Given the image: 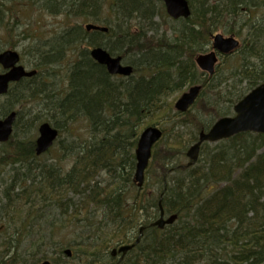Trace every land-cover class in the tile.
I'll use <instances>...</instances> for the list:
<instances>
[{"label":"trees","instance_id":"1","mask_svg":"<svg viewBox=\"0 0 264 264\" xmlns=\"http://www.w3.org/2000/svg\"><path fill=\"white\" fill-rule=\"evenodd\" d=\"M5 1L9 6L18 2ZM25 1L28 7L41 1V8L49 14L63 16L64 21H80L65 23L51 38L32 36L35 44L26 49H30L31 64L38 73L10 88L0 104V114L16 110L15 127L25 117L31 119L27 129L33 121H52L60 131V158L73 154L74 163L63 172L58 166H64L57 161L34 164L35 142L13 141L14 133L7 143L0 144V162L20 164L18 168L23 170L20 180L14 178L5 193L0 219L9 218L13 229L7 227L0 234V264H37L44 259L60 264L56 253L64 254L63 247L59 246L53 257L47 256L45 237L25 248L22 244L48 216L50 204L76 224L84 223L91 230L86 233H96L68 244L73 246L74 261L67 264H85L77 256L86 253L90 256L87 264H117L109 249L133 240L141 225L142 241L122 264L264 262V133H239L214 147L205 142L200 152L203 159L192 166L184 161L185 148L198 140L196 133L187 141H180L179 136L165 145L162 137L153 148L145 182L139 186L134 179L141 131L169 116L177 94L193 84L203 85L197 101L185 113L199 133L216 119L232 115L234 105L264 83V0H188L189 19H171L186 23L180 41L170 37L174 27L168 32L158 28L160 15L164 22L170 20L158 0ZM106 12L112 13L110 21L117 23L120 32L103 17ZM198 12L205 15L202 25L192 22ZM19 16L9 7L0 8V28L14 29L10 20ZM85 22L105 24L109 30L87 31ZM219 28L240 38L242 44L234 54L224 56L227 67L219 66L215 75L208 77L197 68L194 57L206 49ZM95 46L122 55L133 66L132 75H110L91 57L90 48ZM64 56L68 59L63 60ZM65 61L67 84L56 93L45 85H50L52 72ZM34 89L45 98L34 96ZM37 99L45 105L42 114L32 113L33 106L26 108ZM194 106L208 111L212 120L208 124L200 120L190 112ZM78 120L87 125L88 136L73 133ZM64 133L68 135L63 137ZM154 166L161 172L152 179ZM18 181L27 185L16 192ZM69 192L76 200L67 196ZM19 200L22 204L18 205ZM159 202L167 213L178 215L164 230L151 226L159 215ZM19 216L20 221L15 220ZM101 220L111 225L109 230Z\"/></svg>","mask_w":264,"mask_h":264},{"label":"rangeland","instance_id":"2","mask_svg":"<svg viewBox=\"0 0 264 264\" xmlns=\"http://www.w3.org/2000/svg\"><path fill=\"white\" fill-rule=\"evenodd\" d=\"M17 1L18 2H15L14 4L9 6V2H6L5 0H0V8L7 9L9 7L11 10H15L16 12L20 13L19 18L13 17L10 20L11 24H15L14 29L12 30L8 29L4 31L2 30L3 28H0V52L5 49H14L20 53L21 55L20 63L23 66H25L27 69H35L34 66L31 64L33 56L30 52V49L29 51L28 49H26L28 47L31 48L32 47L31 45L35 44V43H32V36L35 34H40L41 36H43V38L50 37L54 33L56 34L58 31L63 30V28L66 26L65 23L76 22V21L78 22L80 20L71 19V21H64L63 16H55V15L49 14L47 10L41 8V1L36 2L35 5H33L32 7H28L26 4H24L26 3L25 0H17ZM103 17H106V19L114 26V29L120 32V30H118L117 23L114 24V22L110 21V19L112 18V13H107V12L106 14L103 13ZM157 22H158L159 29L162 30V28H164L163 24H165V26H167L168 28L167 29L168 31L170 27V24L168 23L170 22L172 23L173 21H171L170 19L169 21L164 22L162 20V15H160L159 18H157ZM81 23L83 22L81 21ZM85 23L83 24V26H85ZM99 25L107 26L105 24H99ZM217 32L222 33L225 36L232 35L229 32H227V30L224 31L221 28H219L215 33ZM25 36H27L28 39L22 40L21 38ZM107 41H109V39H107ZM211 49L212 47L210 43L209 45L206 46V49L203 52H209ZM67 59L68 57L64 56L63 60H67ZM67 65H68V61H65L64 63L61 64V66H58L54 72L51 71L52 73H55V74H51L50 79H49L50 85L49 86L45 85V87L47 88L52 87V89H54L56 93H58L60 89H64L67 84V79H66V73H67L66 66ZM217 66H218V69H219V66L227 67L228 64L226 62V59L221 57L219 59V63ZM1 72L2 70L0 69V73ZM187 90H188V87L184 89L180 93V95ZM180 95L179 94L176 95V101L180 97ZM173 98H175V95L173 96ZM3 99L4 97L0 99V104H2V102L4 101ZM176 101H174L173 103V108L171 112L169 113V116L165 118H160L156 122L158 124L154 125V126H157L159 129H162L163 131L167 130L166 132H164L165 135L164 133L162 134L164 145H165V141L171 143L172 141H174L175 137L180 136L181 137L180 141H187V139L192 134L196 133L198 135V131L196 130L195 123L190 121L185 113H181L175 108ZM39 103L41 104L40 99H37L33 102H29L26 108L29 109L30 107L33 106L32 113L42 114V110H43L42 107H44L45 105L44 103L42 105H40ZM190 112L196 113L198 118L206 124H208L212 120L213 115L209 114L208 111H203L198 106H194ZM2 116L4 115L0 114V117ZM29 122H31L30 118H28L27 120L25 117H23L20 120L17 127H15V131H14L15 137L13 138V141H15V139L17 138H23L25 140L31 139L35 141V139L38 136V126L41 122L33 121L29 129H27L26 125ZM51 123L53 124L52 121ZM72 129H73V133L76 135H80V137L88 136L87 125H85L82 120H78L74 122V126ZM67 135H68L67 133H64L63 137ZM69 141H72V140H69ZM192 144L193 142L190 144H187L185 148V156H186V151L188 147ZM210 146L214 147L215 143H210ZM1 148L2 146H0V149ZM62 149H63L62 145L57 141L56 144L48 152H46L45 154L39 155L35 159L34 164H39V165L51 164L53 163V161H57L60 165H63L65 168L63 169V167L58 166L61 169L60 170L61 172H63V170H68L74 163V156L73 154H67L66 156L60 158ZM165 149L167 150V148ZM200 158L203 159V155L200 156ZM184 161L185 162L189 161L187 156L184 159ZM19 165L20 164H15V165L7 164L5 161L0 162V213H2L0 216L4 215L3 207L6 203L5 193L7 192V189L9 188L11 183L14 184L15 182L14 178L16 179L18 177V179L20 180V176H21L20 174L22 173L23 170L21 171L18 168ZM158 172L160 173L161 170L158 169L157 166H154L152 168V171L150 172L152 173L151 175L152 179L153 177H156V176L158 177L157 175ZM144 181H145V178H144ZM15 185H18V188L15 189L17 192V191H21L22 190L21 188L26 186L27 183L26 182L19 183L18 181L15 183ZM11 189L12 187L10 188V190ZM67 196H69L70 198L73 197L74 200H76V197L74 196L72 192H69ZM17 204L18 205L22 204V201L21 200L17 201ZM73 208L74 207L69 209V214H71L70 212L73 210ZM93 212H94L93 213L94 215L96 212L95 211ZM46 213L48 214V216L45 219H42L38 223V226L30 234V236H33V237L23 240L22 244L24 248L29 246L31 243L35 242L34 241L35 239L40 238V237H45L44 240L48 242V244L45 246L46 255L49 257H53L55 253L58 251L59 246L63 247L61 248L62 251H64V249H66L67 247H70L71 249H73L72 245H68L69 243H71L72 240L74 239L79 240V241L86 240L88 236L96 234V233H86V232H90L91 230L88 228H85L84 223L83 225L76 224V222L72 221L71 218H69L66 213H61L60 210L58 209L56 210V208L54 206H51V204L49 205L48 208H46ZM95 217H97V215H95ZM2 218L3 219H0V232H1L0 234H2V232L5 231L7 227L8 228L10 227V230L13 229V226L9 225V223L13 225L11 221H8L10 219L4 218V217ZM19 218L20 216L16 217L15 220L20 221ZM177 219L178 217L176 218V220ZM101 221L103 223V228L105 230H109L111 225L103 220ZM52 226H53V230H52ZM89 239L91 241L93 240L92 237ZM110 250L111 248L109 249V251ZM73 256L74 255L67 256L66 254H61L60 256L58 252L56 253V257H59L58 260L60 264L71 263L72 261H74ZM218 256H219V259H222L219 254ZM77 257H78L79 262L83 260L85 264H87L86 262H88L90 259L88 258L90 256L87 255V253L83 255H78ZM29 261H32V260L29 258ZM194 264H206V261H200Z\"/></svg>","mask_w":264,"mask_h":264},{"label":"water","instance_id":"3","mask_svg":"<svg viewBox=\"0 0 264 264\" xmlns=\"http://www.w3.org/2000/svg\"><path fill=\"white\" fill-rule=\"evenodd\" d=\"M164 2L167 13L174 19L188 18L191 14L189 3L187 0H161ZM85 28L90 30H99L107 32L108 28L93 23H88ZM213 50L207 53H200L195 57L198 67L212 76L215 73L216 65L219 61L217 51L221 54H228L236 50L240 41L234 36H224L221 33L213 35ZM90 54L99 64L106 66L107 71L112 75L129 76L132 73V66L122 63L121 56H112L106 49L102 47L92 48ZM0 65L6 70L0 73V96L8 92L9 84L17 82L24 77H32L37 70H27L20 64V54L13 49L0 52ZM201 85H193L177 99L175 108L179 112H186L189 107L196 101ZM234 116H225L219 118L208 131L202 130L196 143L190 146L186 155L190 159L189 165L194 164L200 155L201 145L204 142H216L222 139L230 138L236 134L252 131L264 133V83L252 89L244 98H242L234 107ZM17 113L10 112L8 115L0 118V142H6L13 131V124L16 120ZM39 136L36 140V154L40 155L46 152L54 143L58 136L57 128L48 122L41 123L39 126ZM163 131L155 126L146 127L140 134L136 155V172L135 180L139 185L143 184L144 172L148 166L152 148L154 144L160 140ZM160 217L152 224L159 228H164L166 224H172L176 220L177 215L173 214L169 218H164V209L160 202ZM142 232V231H141ZM139 242V239L136 240ZM135 244L122 245L118 249L112 250L114 256L117 253L122 255L131 250ZM70 255V250H67ZM40 264H51L49 260H45ZM261 264H264L261 263Z\"/></svg>","mask_w":264,"mask_h":264},{"label":"bare ground","instance_id":"4","mask_svg":"<svg viewBox=\"0 0 264 264\" xmlns=\"http://www.w3.org/2000/svg\"><path fill=\"white\" fill-rule=\"evenodd\" d=\"M158 1H160V2H162L163 3V1H161V0H158ZM164 4V3H163ZM158 7V6H157ZM205 15L203 14V13H201V12H198L197 13V15H196V17H195V19L192 21V22H195V23H197V24H199V25H202L203 24V17H204ZM187 19H189V17L188 18H185V17H183V20H187ZM168 24H170L171 25V27H169V30L172 28V27H174L175 28V31H174V33L170 36L171 38H172V40H178V41H180V39L182 38L181 37V31L183 30V27H184V25L186 24V23H184V22H170V23H168ZM187 25H188V23H187ZM167 26H164V30L165 31H167ZM168 32V31H167ZM162 34V33H161ZM163 35H165V34H163ZM166 36V35H165ZM167 37V36H166ZM169 37V36H168ZM169 37V38H170ZM131 65V64H130ZM132 66V65H131ZM132 68H133V66H132ZM60 90H63V89H60ZM33 95L34 96H36L37 98H40V99H44L45 97H44V93L43 92H41L39 89H34V91H33ZM50 103V102H49Z\"/></svg>","mask_w":264,"mask_h":264},{"label":"flooded vegetation","instance_id":"5","mask_svg":"<svg viewBox=\"0 0 264 264\" xmlns=\"http://www.w3.org/2000/svg\"><path fill=\"white\" fill-rule=\"evenodd\" d=\"M0 69L3 71V69L0 67ZM3 72H5V70L3 71ZM28 78V77H27ZM29 78H31V77H29ZM24 79H26V78H24ZM159 216V215H158ZM168 214L167 213H165L164 214V218L166 219V218H168ZM143 232L140 234V241L139 242H141L142 240V237H143ZM139 237V234H137L134 238H133V240L132 239H130L129 241H131L130 243H133L134 241H136L137 240V238ZM129 243V244H130ZM130 252L128 253H126V254H124V255H122L121 253H117L114 257H115V259H117V264H122L123 262H125V260H127V258H129L130 257ZM46 260V259H45ZM44 260V261H45ZM41 262H43V261H40L39 263H37V264H40Z\"/></svg>","mask_w":264,"mask_h":264}]
</instances>
